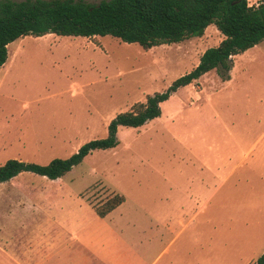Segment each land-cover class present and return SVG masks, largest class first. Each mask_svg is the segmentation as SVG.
I'll use <instances>...</instances> for the list:
<instances>
[{"label": "rangeland", "instance_id": "374dc122", "mask_svg": "<svg viewBox=\"0 0 264 264\" xmlns=\"http://www.w3.org/2000/svg\"><path fill=\"white\" fill-rule=\"evenodd\" d=\"M15 2L24 0H12ZM98 3L101 0H83ZM256 3V0H250ZM223 36L143 50L111 36H25L0 67V166L46 165L107 137L122 112L189 73ZM118 127L56 180L0 183V264H257L264 254V40ZM124 202L99 218L113 195ZM127 256V258H126Z\"/></svg>", "mask_w": 264, "mask_h": 264}, {"label": "trees", "instance_id": "16d2710c", "mask_svg": "<svg viewBox=\"0 0 264 264\" xmlns=\"http://www.w3.org/2000/svg\"><path fill=\"white\" fill-rule=\"evenodd\" d=\"M209 25L223 36L221 42L205 50L196 67L174 80L164 92L153 93L145 102L117 114L108 124L106 138L91 140L70 157L56 158L46 165L8 160L0 166V183L23 173L50 180L61 178L93 151L116 147L118 127L138 128L159 117L160 104L180 87L196 82L211 70H216L222 80H229L232 57L264 40V0L253 5L248 0H0V67L7 60V46L25 36H111L149 50L200 37ZM123 202L124 197L115 194L95 213L104 218ZM257 264H264V254Z\"/></svg>", "mask_w": 264, "mask_h": 264}, {"label": "crops", "instance_id": "0c3cea01", "mask_svg": "<svg viewBox=\"0 0 264 264\" xmlns=\"http://www.w3.org/2000/svg\"><path fill=\"white\" fill-rule=\"evenodd\" d=\"M257 1H258V0H256V3H257ZM248 3H249V5L256 4V3H254V2H251L250 0H248ZM234 57H235V56H234ZM158 256H159V255H158ZM158 256L155 257V258H154L149 264H155L156 260L158 259ZM126 258H127V256H126ZM127 262L129 263V261L126 260V264H127Z\"/></svg>", "mask_w": 264, "mask_h": 264}]
</instances>
